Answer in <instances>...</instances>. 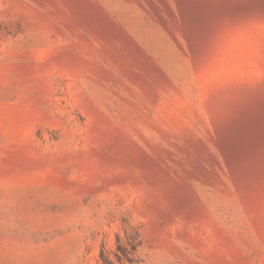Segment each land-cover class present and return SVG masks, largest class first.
Masks as SVG:
<instances>
[{"label": "rangeland", "instance_id": "1", "mask_svg": "<svg viewBox=\"0 0 264 264\" xmlns=\"http://www.w3.org/2000/svg\"><path fill=\"white\" fill-rule=\"evenodd\" d=\"M0 264H264V0H0Z\"/></svg>", "mask_w": 264, "mask_h": 264}]
</instances>
